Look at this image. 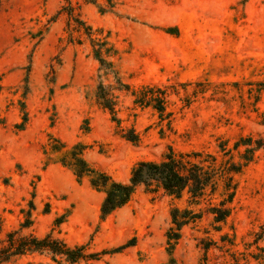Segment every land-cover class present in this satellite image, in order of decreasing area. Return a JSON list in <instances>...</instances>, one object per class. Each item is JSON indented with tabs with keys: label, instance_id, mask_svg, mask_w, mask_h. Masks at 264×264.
Masks as SVG:
<instances>
[{
	"label": "rangeland",
	"instance_id": "obj_1",
	"mask_svg": "<svg viewBox=\"0 0 264 264\" xmlns=\"http://www.w3.org/2000/svg\"><path fill=\"white\" fill-rule=\"evenodd\" d=\"M91 1L70 0L81 19L109 36L124 83L167 89L170 122L150 107L136 108L130 93L119 94L122 130L139 136L137 144L126 141L96 104L99 66L88 42H68L67 16L58 14L66 2L0 0V248L26 224L32 202L31 226L20 235L53 233L71 247L119 250L78 264H166L170 212L186 208V197L176 201L141 187L102 221L105 195L88 178L78 182L48 138L68 148L85 145L91 166L127 182L137 163L160 162L170 148L220 156V142L232 147L240 137H264V0ZM23 107L28 121L18 131ZM236 181L233 211L220 232L206 214L182 229L173 253L178 264H231L225 250L205 253L201 245L220 243L222 235L234 238L233 250L250 251L252 234L264 225V150ZM3 264L56 263L32 253Z\"/></svg>",
	"mask_w": 264,
	"mask_h": 264
},
{
	"label": "trees",
	"instance_id": "obj_2",
	"mask_svg": "<svg viewBox=\"0 0 264 264\" xmlns=\"http://www.w3.org/2000/svg\"><path fill=\"white\" fill-rule=\"evenodd\" d=\"M64 1L66 5L62 6L58 14L63 13L67 16L68 42L78 45L88 42L91 54L99 66V81L95 93L96 104L106 111L111 122L121 129L122 137L132 144L139 142V136L133 128L122 130L121 127L122 121L118 116L120 112L119 94L124 92L131 94L133 105L136 108L150 107L158 113L162 121L169 120L170 122V114L167 112L169 96L167 89L152 85L134 89L124 83L115 62L118 51L109 41V36H104L102 30L94 29L81 19L70 0ZM83 1L87 4L94 3L91 0ZM105 80L111 83L107 85ZM27 82L28 78H26ZM22 111L23 122L17 127L18 131L24 130L28 121L24 107ZM48 141L50 151L54 154L60 153L59 163L70 169L78 182L88 178L91 187L105 195L100 208L102 221L127 206L141 187L150 195L162 192L176 201L186 197V208L181 209L175 206L170 212L171 226L166 233V251L169 259L166 264H178L173 253L181 239L182 229L200 220L204 214L212 217L214 231L222 230L233 211L238 186L236 177L256 160L260 151L264 150V137L262 136L240 137L232 147H229L228 141L220 142L218 145L220 156L208 151L177 153L170 148L160 162L137 163L131 171L129 180L120 182L94 168L85 160V145L77 143L68 148L64 142L52 135L49 136ZM32 197H34V191ZM30 203L26 224H22L19 231L8 234L6 245L0 248V264L32 253L47 254L56 264L90 263L98 261L102 255L119 251L116 249L92 252L88 244L71 247L64 240L55 237L53 233L43 238L31 234L20 235V231L31 226L29 218L34 206L32 202ZM63 219L60 218L56 225L63 223ZM263 241L264 225L252 234V241L247 244L250 251L246 255L233 250L234 238L229 240L227 235L220 236V243L211 241L202 242L201 245L205 253L211 247L225 250L230 257L231 264H264V248L261 246ZM124 247H129V244Z\"/></svg>",
	"mask_w": 264,
	"mask_h": 264
}]
</instances>
